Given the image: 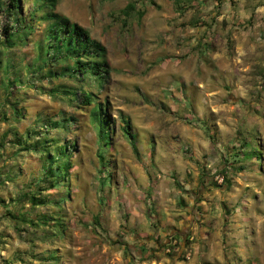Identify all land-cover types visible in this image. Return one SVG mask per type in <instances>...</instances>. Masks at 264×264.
Returning <instances> with one entry per match:
<instances>
[{"label": "rangeland", "instance_id": "rangeland-1", "mask_svg": "<svg viewBox=\"0 0 264 264\" xmlns=\"http://www.w3.org/2000/svg\"><path fill=\"white\" fill-rule=\"evenodd\" d=\"M53 2L104 47L106 71L101 85L50 78L75 60L53 58L57 37H47L43 19L52 6L17 0L12 10L0 0V109L5 103L8 114L0 138L10 128L40 142L15 150L9 134L0 148V263L264 264V0ZM80 82L107 106L108 145L89 121L98 105L79 108L78 89L72 102L62 92ZM51 136L55 158L66 148L69 175L50 190V204L21 218L16 198L27 181L38 189L54 178L53 157L42 152ZM250 145L260 154L244 158ZM227 160L235 162L229 186L219 170ZM59 214L64 230L51 223ZM163 219L166 233L152 246Z\"/></svg>", "mask_w": 264, "mask_h": 264}, {"label": "trees", "instance_id": "trees-1", "mask_svg": "<svg viewBox=\"0 0 264 264\" xmlns=\"http://www.w3.org/2000/svg\"><path fill=\"white\" fill-rule=\"evenodd\" d=\"M54 0H45L47 5H51L52 9L49 11V13L46 14V16H43V19L48 22L49 20L50 24L48 26V34L47 37H53L56 38L57 41L50 43L51 46H53V58L56 60L66 61L68 58L72 55L75 60L72 62L71 66H62V72H54V70H49V76L50 78H58L61 75H65L67 73L68 78H72L75 75L79 77L80 75L88 76L90 77L94 82L101 85L102 84V73L106 71L105 67V50L104 47L92 36L90 33L85 29L84 27L69 23L67 19H62L61 15L56 13L54 11ZM10 6L12 10L14 8L16 9L17 6V0H10ZM134 5L133 4H127L124 7V12L129 13L131 10H133ZM64 31V33L61 35V31ZM4 35H5V41L7 43L10 42L9 40V30L5 27L4 28ZM39 49H42L43 44L39 43ZM44 77V76H42ZM83 78H80V81H82ZM71 87L70 85H64V87ZM80 91V97L79 100H77V103L79 104L77 107L79 108H89L93 106L94 104H97L98 106L95 109H90L88 111L89 121L90 123L96 128L97 134L100 137V140L103 144L108 145L110 143V116L108 114L107 106L103 105L102 102H99V96L96 92L91 90V84L87 83H81L78 87H72V89H66L62 91L64 95H66L70 102H72L73 98L72 95H75L76 90ZM10 93H7V95ZM5 105V103H4ZM4 105L0 109V115L2 113V117H0V120L7 121L8 114L6 111H4ZM20 108H13L12 112L14 114L20 116ZM3 111V112H1ZM10 112V111H8ZM17 117V116H16ZM53 125H57V122L53 123ZM129 121L125 120V125L123 126V132L127 134L129 139L131 140V144L135 147V143L132 141L134 139V135L129 132ZM24 132H28L29 130H25ZM35 133L36 135L39 133L38 131H33L31 134ZM9 134H12L14 137V140H12V144L14 146V149H21L25 150L28 148H35L39 149V139L37 136L35 137V142H27L24 140L23 133H18L15 130H11L10 128L3 132L1 138H0V148L3 147L5 143V139ZM30 134V133H29ZM30 136V135H29ZM58 140L53 138L52 136L46 139V141H43L44 144L48 145L47 149H43V154L45 155V152L48 154V156L53 157V160H51L53 166H55L56 172H51V176L54 177L50 181L43 183L42 185H39L38 189L36 188L37 185L34 184L33 180L28 183V191L22 192L23 194H20L19 196V202L22 205L20 206L19 214L21 215V218L25 216L28 212V207L37 206L38 204H50L48 203L49 200H47L48 195L50 193L51 189L56 188L60 184L65 183L63 182L64 176L69 175V169H70V161L67 158V152L65 147L59 148V151L56 152V155L58 154L57 158L54 157V154H52L50 151L52 149L56 148ZM18 147V148H16ZM14 153V152H13ZM3 152L0 151V158L2 157ZM15 154V153H14ZM244 158H252L256 154H260L255 148V146L250 145V149H246L244 152H241ZM238 154H235L237 156ZM61 159H65L62 163H56V161ZM59 161V162H60ZM235 162H231L227 160L225 163L222 164V166L219 167L220 174H222V180L225 179V183L229 186V180L227 178V175L230 171H235ZM238 168H242V166H238ZM65 181V180H64ZM45 182V181H44ZM35 185V187H33ZM34 189V190H31ZM47 195V196H46ZM182 201V200H181ZM53 202V201H51ZM53 204V203H51ZM28 208V209H27ZM8 214H11L12 217L15 218V215L11 212H8ZM37 218L40 217V221L45 222L46 214L42 213L36 216ZM53 218V217H52ZM54 220L56 222H51L52 224H56L59 228L63 229V220L61 214H59L57 217H54ZM23 222H25V219H23ZM30 223L31 220H29ZM157 237V236H156ZM175 239V237H172ZM172 239L169 241L167 245H171ZM180 257V256H178ZM180 259V258H179Z\"/></svg>", "mask_w": 264, "mask_h": 264}, {"label": "crops", "instance_id": "crops-1", "mask_svg": "<svg viewBox=\"0 0 264 264\" xmlns=\"http://www.w3.org/2000/svg\"><path fill=\"white\" fill-rule=\"evenodd\" d=\"M25 131V130H24ZM27 185H28V181H27ZM26 185V186H27ZM26 188V187H25ZM16 200H19V197H17L16 198ZM167 215V214H166ZM166 215H165V218H166ZM173 215H176V214H173ZM161 216V215H160ZM156 222H157V220H156ZM172 223H174V225H175V222H172ZM159 224V223H158ZM158 226V225H157ZM165 228L166 227V221L163 219L162 221H161V223L159 224V226L158 227H156V230H158V234L157 235H153L152 234V237H151V240H150V243H151V245L152 246H155V245H153V243L156 241L155 239H157L158 240V242H160L161 241V238H162V236H163V234H165L166 232L165 231H163L162 230V228L163 227ZM162 227V228H161ZM1 229V228H0ZM175 228H172V230H171V232L174 230ZM157 236V237H156ZM163 242H165V240L163 241ZM157 243V242H156ZM1 253V252H0ZM1 264V263H0Z\"/></svg>", "mask_w": 264, "mask_h": 264}]
</instances>
